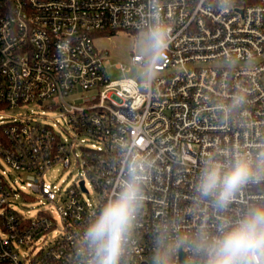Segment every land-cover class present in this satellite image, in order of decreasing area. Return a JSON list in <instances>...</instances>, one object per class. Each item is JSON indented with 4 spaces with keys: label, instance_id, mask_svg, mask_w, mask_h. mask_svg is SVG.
<instances>
[{
    "label": "built area",
    "instance_id": "1",
    "mask_svg": "<svg viewBox=\"0 0 264 264\" xmlns=\"http://www.w3.org/2000/svg\"><path fill=\"white\" fill-rule=\"evenodd\" d=\"M154 9L171 28L159 71L111 80L94 37L147 33ZM149 60L131 56L134 66ZM32 107L57 121L40 122ZM237 152L264 154V0H0V264H89L85 225L129 157L149 167L123 264H202L178 242L264 202V183L225 210L195 191L205 160ZM59 165L81 178L48 182ZM18 200L40 209L23 214Z\"/></svg>",
    "mask_w": 264,
    "mask_h": 264
},
{
    "label": "clouds",
    "instance_id": "2",
    "mask_svg": "<svg viewBox=\"0 0 264 264\" xmlns=\"http://www.w3.org/2000/svg\"><path fill=\"white\" fill-rule=\"evenodd\" d=\"M152 17L155 23L144 39L145 51L150 56L147 69L150 79L159 71L171 43V28L161 21L160 12L154 9ZM243 101L241 96L234 103ZM148 167L146 160L129 157L117 190L102 205L94 207L83 231L89 264H123L145 199L143 184ZM261 183H264V154L253 158L237 152L227 163L213 158L205 160L195 191L218 210H225L242 189ZM184 244L202 258V264H264V202L250 203L237 218L225 216L215 234L202 227L190 240H180L177 247ZM156 264H170V259H158Z\"/></svg>",
    "mask_w": 264,
    "mask_h": 264
},
{
    "label": "rangeland",
    "instance_id": "3",
    "mask_svg": "<svg viewBox=\"0 0 264 264\" xmlns=\"http://www.w3.org/2000/svg\"><path fill=\"white\" fill-rule=\"evenodd\" d=\"M96 35V34H95ZM146 32H128V31H116L115 33L104 32L100 36L94 37L95 44L99 50L109 51V58L112 63L111 66L107 68V74L111 80L121 79L124 77H130L136 80L139 83L145 82L148 79L147 69L148 66H139L131 64V56L133 53L143 55L148 57L149 54L145 51L146 45L144 42ZM260 59L257 58L253 61H246L238 63L240 66L251 67L254 63H257ZM122 64L125 66L127 72H123L121 68H118L117 65ZM41 114L39 116V121L44 124H53L57 121L58 115L54 112H46L45 115L42 114V110L38 111ZM25 112V110H21ZM19 112L8 111L6 114L15 115ZM5 168L8 171H12L4 163ZM13 172V171H12ZM80 174L74 168L65 169L62 165H59L52 170H50L46 176V180L52 184L62 185L63 180L66 181L63 187L69 186L74 181L80 179ZM93 195V193H92ZM88 198V195H85ZM31 208L25 206L22 200H18L16 208L21 213L28 216H32L36 213L37 208L40 209L37 203H31Z\"/></svg>",
    "mask_w": 264,
    "mask_h": 264
}]
</instances>
